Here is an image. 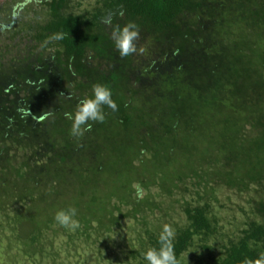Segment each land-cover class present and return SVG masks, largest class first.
I'll use <instances>...</instances> for the list:
<instances>
[{
    "label": "trees",
    "instance_id": "16d2710c",
    "mask_svg": "<svg viewBox=\"0 0 264 264\" xmlns=\"http://www.w3.org/2000/svg\"><path fill=\"white\" fill-rule=\"evenodd\" d=\"M38 7H22L20 22L0 28L2 35L20 26L0 42V212L15 213L9 227L25 253L43 258L46 233H60L56 213L75 207L81 226L64 233H114L134 220L139 247L124 259L147 264L143 254L159 246L163 228L147 229L144 214L154 215L152 203L162 211L160 199L199 177L254 195L242 209L245 228L225 244L217 242L211 201H189L184 224L173 227L181 264H242L264 254V0ZM129 23L139 29L137 52L122 58L112 33ZM56 33L65 38L51 40ZM140 45L148 47L144 57ZM96 84L112 90L118 110L105 106L104 123L73 137L65 113L74 115ZM43 202L44 210L34 209Z\"/></svg>",
    "mask_w": 264,
    "mask_h": 264
},
{
    "label": "rangeland",
    "instance_id": "374dc122",
    "mask_svg": "<svg viewBox=\"0 0 264 264\" xmlns=\"http://www.w3.org/2000/svg\"><path fill=\"white\" fill-rule=\"evenodd\" d=\"M41 1L0 0V28L5 26L4 29H6L12 21L20 22L23 14L22 7H28V12H31L30 9L34 12L36 10L40 11L38 5H40ZM85 7H87V4L83 5L82 8ZM35 16L31 13V17L34 20L38 17ZM19 28L20 26L17 25L16 30H14L17 31ZM14 30L13 33L15 32ZM13 33L0 34V42L12 37ZM26 46L27 44L22 47L26 49ZM145 46H139L143 57L146 53V48H148ZM22 52L25 53V51ZM147 100V97H143L142 104L145 108H147ZM200 181L204 180L199 177L186 178L185 182L179 185L178 190L174 191L172 198L159 200L160 203L162 202L159 205L162 211L158 210V207L154 209V203H152L151 208L154 210V215L151 211L148 214H144L148 224L147 229L153 230L154 225L161 228L164 225H170L172 228L176 224L183 225V208L186 204L189 201L196 203L197 199L204 201L203 199L207 198V202L211 201L212 203L214 215L220 221L217 242L225 244L228 242L229 236L236 237L240 230L245 228L244 223L247 220L242 209L246 212L249 211L251 206L248 204L250 196L254 194L252 192L240 194L237 190H230L227 187H221L223 189H220L208 178L205 184ZM133 185L138 186V183L135 182ZM136 189L134 188V190ZM155 203L157 206L159 202L157 203L156 201ZM44 208V202L37 203L34 207L35 210L38 209L39 211L44 210ZM32 215L37 216V211L32 212ZM11 217L12 219L15 217V213L11 212V209L0 212V264H126L124 253L129 250V247H139V237L138 233H136L138 228L134 230L137 227L134 220H124L122 228L115 229L114 233H87L85 237L81 233V237L79 233H64L62 227L56 226L55 228L60 233H46V237L42 241V247L45 249L43 258L39 255L32 257V255L26 254L23 246L15 240L17 236L11 231L15 227L10 219ZM139 217L142 221L143 217L141 215ZM9 223L12 224V228L9 227ZM144 229L145 227H143ZM209 245L212 247L216 246L215 241H210ZM217 247L220 248V246ZM191 258L192 252L184 256L186 261Z\"/></svg>",
    "mask_w": 264,
    "mask_h": 264
},
{
    "label": "clouds",
    "instance_id": "9594fccd",
    "mask_svg": "<svg viewBox=\"0 0 264 264\" xmlns=\"http://www.w3.org/2000/svg\"><path fill=\"white\" fill-rule=\"evenodd\" d=\"M124 13L121 12L122 16ZM105 23L110 24L111 18H106ZM139 29L134 23H129L123 28H117L112 33V40L115 43V48L120 56L128 57L137 52L136 41L139 38ZM65 38L64 33H56L51 40L60 41ZM93 96L85 98L80 101L75 111V114L65 113L67 119L72 121L71 135L73 137H82L85 131H91L92 123H104L106 115L104 107L118 110V105L113 100L112 90L102 84L93 86ZM137 195L142 198V192L137 185ZM78 216V209L70 207L66 210H60L55 215V222L62 228L75 232L80 228V221L76 218ZM175 231L170 225H164L158 237V247H152L143 254V258L147 264H181L175 252ZM242 264H264V254L252 260L246 258Z\"/></svg>",
    "mask_w": 264,
    "mask_h": 264
}]
</instances>
